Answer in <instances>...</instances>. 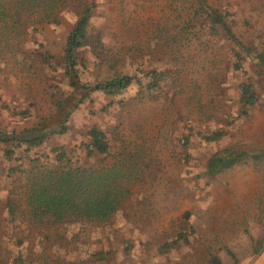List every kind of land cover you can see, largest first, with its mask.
I'll list each match as a JSON object with an SVG mask.
<instances>
[{
	"label": "rangeland",
	"instance_id": "374dc122",
	"mask_svg": "<svg viewBox=\"0 0 264 264\" xmlns=\"http://www.w3.org/2000/svg\"><path fill=\"white\" fill-rule=\"evenodd\" d=\"M85 7L79 80L134 79L114 95L76 91L65 74L66 37ZM260 54L264 0H0V133L48 136L17 149L19 163L0 148V264H208L212 255L252 264L264 251V155L252 158L264 151ZM244 83L257 95L247 116ZM92 128L105 134L106 155L90 146ZM216 132L220 140L203 139ZM56 149L86 169L114 168L124 197L107 222L74 224L60 239L56 228L50 240L25 219L24 194L31 161L58 167ZM226 149L252 157L209 176L207 161ZM19 164L24 172L8 176Z\"/></svg>",
	"mask_w": 264,
	"mask_h": 264
},
{
	"label": "trees",
	"instance_id": "16d2710c",
	"mask_svg": "<svg viewBox=\"0 0 264 264\" xmlns=\"http://www.w3.org/2000/svg\"><path fill=\"white\" fill-rule=\"evenodd\" d=\"M91 15V9L85 7L74 23L71 31L66 37L64 49L65 74L70 81V86L76 91H102L109 95L119 93L128 88L133 78L129 76L115 75L108 81L97 84L92 87L81 84L77 72L76 52L85 47L88 42L87 26ZM215 16V15H214ZM216 25H222L227 35H231V30L223 23L219 16L212 17ZM238 44L237 41H235ZM238 61L240 54H236ZM260 62V67L264 70V54L256 56ZM239 69V66L236 67ZM154 76V75H153ZM158 81V80H157ZM157 81L153 84L156 85ZM240 115L247 116L250 108L257 103V95L250 84L240 86ZM58 110L60 106L57 103ZM65 128L61 127L59 134L63 133ZM90 146L100 155H106L108 146L105 142V134L97 128H92L88 132ZM222 133H214L203 139L207 142H216L220 140ZM48 136L36 131H24L19 135L0 133L1 146H10L3 150L2 156L6 161L13 163L20 162L21 154L17 155L16 150L24 148L23 151L30 152L32 149L40 147ZM55 163L58 167L48 168L37 167L40 165V159L31 161L33 167L30 176L27 179L24 200L26 202L27 212L25 219L33 225L44 227L46 222L54 224H102L107 222L120 208L124 197V190L120 184L122 176L114 168L109 169H86L79 165V160L73 161L66 152L56 149ZM88 155L91 154L87 148ZM264 155L261 151L255 156H249L246 153H233L224 150L213 155L206 164V172L209 176L222 173L241 164L246 158L252 157L259 159ZM8 176L15 175L17 172L23 173L21 165L8 170ZM8 215L11 218L17 216L13 207V202L8 203ZM42 229V228H41ZM54 230V229H53ZM261 242H256L253 248V255H256L261 248ZM165 250V246L161 251ZM233 257V256H232ZM208 264H223L218 256H211ZM233 264H239L234 259Z\"/></svg>",
	"mask_w": 264,
	"mask_h": 264
},
{
	"label": "crops",
	"instance_id": "0c3cea01",
	"mask_svg": "<svg viewBox=\"0 0 264 264\" xmlns=\"http://www.w3.org/2000/svg\"><path fill=\"white\" fill-rule=\"evenodd\" d=\"M74 224H64V225H57V224H54V223H50L48 226H44L46 229L44 230L46 236H50L49 239L50 240H55L56 239V235L55 233L57 234V237L59 236V239L62 237V234L61 232H63V230L66 228V227H70ZM56 228H59L60 230L55 232L53 229H56ZM53 230V231H52ZM55 232V233H54ZM45 240H47V237H45ZM20 244V243H19ZM34 251H36V248H34ZM22 258V256H20ZM252 264H264V251H262L255 259L254 261L252 262Z\"/></svg>",
	"mask_w": 264,
	"mask_h": 264
},
{
	"label": "water",
	"instance_id": "95a60500",
	"mask_svg": "<svg viewBox=\"0 0 264 264\" xmlns=\"http://www.w3.org/2000/svg\"><path fill=\"white\" fill-rule=\"evenodd\" d=\"M258 256V255H257Z\"/></svg>",
	"mask_w": 264,
	"mask_h": 264
}]
</instances>
